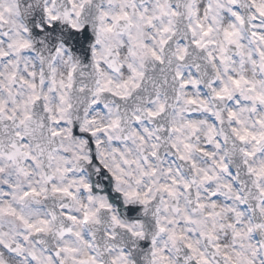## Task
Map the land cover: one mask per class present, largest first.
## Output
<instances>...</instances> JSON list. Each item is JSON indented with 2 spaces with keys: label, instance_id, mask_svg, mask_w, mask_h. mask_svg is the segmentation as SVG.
Instances as JSON below:
<instances>
[{
  "label": "clouds",
  "instance_id": "9594fccd",
  "mask_svg": "<svg viewBox=\"0 0 264 264\" xmlns=\"http://www.w3.org/2000/svg\"><path fill=\"white\" fill-rule=\"evenodd\" d=\"M17 2L20 3L22 15L5 11V20L0 21V40H3L0 47L10 53L9 56L0 58V99L8 101V109L11 110L13 101L19 104L28 97L32 90L20 81L22 76L24 81L36 84V91L41 96H49L53 106L60 92H68L73 97L75 118V109L82 107L77 98L83 95L77 89L85 82L90 87L94 86L96 70L91 54L85 49L91 48L95 39L83 47L76 46L74 39L67 46H62L58 40L56 46L63 50L57 53L52 51L49 42H43V36H33L32 49L22 52L9 49L8 42L18 38V32L30 35L22 33L20 25L31 29L34 26L30 23L33 18L37 28L40 23V17L34 16L31 9L41 5L42 0ZM100 2L101 0H93V6ZM103 2L104 7L110 8L112 12L121 11V0H114L111 5L108 0ZM63 3L64 0H58L57 8ZM133 3L140 11L147 7L148 14L155 16L152 26L139 18ZM158 3L167 5L169 12L175 11L176 15H162L156 8ZM9 4H13V0H0V11ZM260 4H264V0H255V4L253 0H236V7L232 0H144L143 4L141 0H128L127 11L133 16V34L139 32L144 43L160 51V29L164 25H170L173 32L164 35H171V39L161 53L166 59L164 67L174 71L179 65L186 73V79L195 76L199 84L181 88L179 81L173 80L170 72L168 83L160 93V99L166 104V110L160 117L155 120L145 118L142 123L134 126L122 123V128L112 133L111 140L106 136L102 138L103 155L95 148L90 152L85 145L81 153L95 156L94 160H78L70 154L59 152L61 156H68V164L59 165L70 169L66 173L56 172V163L53 162L49 167L43 158H39L40 166L31 161L24 162L28 175L19 173L17 166L12 163L0 161V168H3V172H0V208L11 205L17 213L0 215V245L4 246L0 247V261L4 264H30L29 253L35 249L41 256L39 264H47L49 251L68 246L76 251L62 254L58 258L60 264H74L73 257L79 260L88 259L90 256H95L97 264H113V261L116 264H153L154 260L155 264H183V242H173L169 238L173 231L177 234L183 233L200 250L208 253L211 264H245L247 259H251L252 249L257 248L260 241H264V229H256L252 236L247 233L250 225L264 223V214L260 211L264 207V195L257 188V184L264 186V172H261L264 168V142L257 143L251 137L247 141H241L233 129H239L241 134L245 128L257 134L264 132V127L258 123L264 119V105L256 106L255 112L251 111L252 103L244 99L239 89L232 87L230 77L244 75L251 81L264 82V71L260 68L261 58L258 55L261 45L250 35L253 31L264 33V17L256 11V6ZM237 7L245 18L244 25H240L232 16ZM234 24L240 30L236 39L242 49L230 44L225 37V30H232ZM209 27L212 31L204 36V30ZM64 32L67 33L68 29L65 28ZM4 33H8L7 39L4 38ZM89 33L94 35L91 27ZM198 39L207 41L206 47H198L193 43ZM73 47H76L75 52L72 51ZM178 47L187 48L188 54L184 61L176 59ZM128 48L126 32L119 35L103 34L101 43L96 45L101 64L99 71L110 75L114 82H120L128 79L129 64L139 67L143 60L142 70L147 75H152L154 61L147 49L138 48L137 55L132 56ZM108 49H113L117 55L110 57ZM241 50L243 56L239 54ZM113 58L120 68L119 71L110 67V60ZM168 60H171V64L167 63ZM74 63L77 64L75 71ZM12 72L17 76L15 82L8 79ZM30 73H35V76ZM42 73L45 77L43 86L40 83ZM70 73L74 76L73 87L61 88L59 82L64 81L67 86ZM53 78L57 83L54 90L49 92ZM144 83L150 82L145 80ZM225 84L232 90L233 95L231 98L218 99L213 93V87L219 89ZM106 97L113 101L111 116H120L123 122L132 115L130 110L125 112L123 105L116 111V98L108 94ZM189 98H194L198 103L189 104ZM200 101L206 102L207 106L200 107ZM30 110L36 114L35 108ZM230 110H235L237 116L229 117ZM93 114L98 121L104 123L110 118L109 114L99 111ZM20 115L21 109H18L17 119ZM192 124L195 125L194 128L190 126ZM145 128L148 132L144 131ZM116 136H121V139L117 140ZM124 136L128 138L125 140ZM140 136L144 137L143 141L139 139ZM61 140L68 143L60 137L50 147L57 149ZM116 147L124 153L123 158L119 153L113 154L112 150ZM245 151L253 152L254 155L247 157L244 155ZM152 152H156V155L152 156ZM145 156L148 157L147 161ZM182 156L185 158L182 159ZM124 159L130 163H124ZM222 165H227L229 170L225 171ZM249 167L255 168L261 174L249 173ZM152 169H155V173ZM45 172L52 176L51 180L44 179ZM113 172L120 176L119 181L114 179ZM205 174L212 179L203 180ZM81 176L92 185L93 191L79 187ZM53 184L69 187L74 192L75 199L68 198L63 193H53ZM162 185L174 189L175 195H169ZM226 185L231 186L230 190ZM30 187L46 191L38 197L20 199L22 193ZM89 196L94 199L90 201ZM145 197L148 203H141ZM101 199L111 203L112 207L98 212L99 224H72L63 215L67 211L82 217L85 211L96 210ZM200 204L204 207H199ZM237 211L242 214L239 222L235 215ZM113 214L124 224L131 225L134 230H143L145 237L132 236L127 230L113 225ZM20 215L29 222H36L41 218L49 219L50 231L42 236H32L19 219ZM186 216L191 217V222L185 219ZM157 220L168 231L159 233ZM230 224H238V230L244 235L235 237L233 232L236 229L228 227ZM68 228L72 231L68 232ZM60 231L64 232L62 237L55 235ZM76 232H80L83 239L77 238ZM108 233H114L115 239H109ZM208 234L215 239L210 241ZM25 235L30 238L24 240ZM153 236L157 240L156 246L161 249L155 257L151 243ZM41 239L46 243L38 246ZM212 243L220 247L219 255L214 257L211 254ZM13 244L21 246L22 251L17 252L18 259L10 258L5 252V248ZM177 249H180L179 253ZM122 251L125 253L123 256ZM238 252L240 256H237ZM225 254L228 260L224 259ZM261 254L264 255V249ZM162 256L164 259H161ZM256 264H261L260 259H256Z\"/></svg>",
  "mask_w": 264,
  "mask_h": 264
},
{
  "label": "snow or ice",
  "instance_id": "6c2138e0",
  "mask_svg": "<svg viewBox=\"0 0 264 264\" xmlns=\"http://www.w3.org/2000/svg\"><path fill=\"white\" fill-rule=\"evenodd\" d=\"M24 3H27V0H23ZM58 0H42L41 5H36L32 7L34 16L40 17L39 28L35 26L34 18L30 23L34 26L29 29L24 25H20L22 33H30V35H24L18 32V38H14L8 42L9 49H15L16 52H22L33 48V36H43V42H49L52 45V51L61 52L62 47H57V41H60L62 46L69 45V41L74 39V43L78 47H83L85 44L93 41L95 39V44L88 49H85L86 52L91 54L93 60V66L96 70V78L94 79V86L90 87L87 82L81 84L77 89L79 93L83 95L77 98V102L82 105L81 108L75 109V118L74 115V104L73 97L66 91H62L56 97V104L53 106L49 96H41L40 92L36 91V84L34 82L29 83L24 81V78L21 76L19 79L21 82L26 83L27 87L32 91L28 97L17 104L13 101V107L11 110L8 109V101L0 99V161H8L13 165L17 166V171L24 175H28V171L24 167V162H34L37 166H40V159H45L49 167L52 166V163H56L55 171L59 173H66L70 171L67 167H60L59 165L63 163L67 165L69 160L68 156H61L58 153L64 152L70 154L78 160H89L95 159V156L83 155L81 149L87 145L89 151L91 152L93 148L98 150L100 155H103L102 138L107 137L111 140L112 133L117 129L122 128V123H126L128 126H134L142 123L145 118L149 120H155L160 117L166 110V104L160 99V93L164 91V86L168 83V75L171 72L173 80L179 81V87L186 88L189 85H198L199 81L192 76L189 79H186V73L181 70V67L178 65L174 71H171L169 68L164 67L166 63L165 57L161 54L163 49L169 45L171 34L173 32L170 25H164L160 32L162 33L161 39L159 40L160 51H157L156 47H149L141 39L139 32L133 34V16L127 11L128 0H121V11L112 12L110 8L104 7V2L101 0L100 3H96L93 6V0H64L63 5L58 9L57 8ZM114 0H108V4L111 5ZM144 3V0H141V4ZM233 6L236 7V0H232ZM255 4V0H253ZM14 5V6H13ZM133 7L136 8V12L139 15V18L143 20L148 26L153 25L155 19L154 15H149V9L144 7L140 11L135 3ZM156 8L159 9L162 15H172L175 16L176 12H169L168 6L163 3H158ZM15 13L17 16H21L22 12L20 9V3L17 0H13V4L5 5L4 10L0 11V21H4V12ZM257 13L264 17V4L256 6ZM233 18L240 24H246L245 18L240 14L239 8H236V11L232 13ZM254 19V18H253ZM6 22V21H5ZM89 27L92 28L93 34L89 33ZM138 28V25H135ZM203 28V25H200ZM67 28L68 32L65 33L64 29ZM212 31L211 27L204 30L203 35L207 36ZM239 27L234 24L232 30H225V37L230 44H235L238 49H242V45L239 43L236 37L239 36ZM126 32L128 35L129 48L128 52L132 56L137 55V49H147V53L150 54L153 64V74L147 75L144 70L143 60H141L139 67L132 64L128 65V70L130 75L128 79L114 82L110 75L106 73H101L99 71L101 64L100 58L97 56L96 45L101 43V36L105 33H119ZM59 33V36H57ZM51 34V35H46ZM250 35L256 39L257 43L261 45L258 55L261 58L260 68L264 71V33L253 31ZM4 38L7 39L8 33L3 34ZM3 43V40H0V44ZM193 43L198 47H206L207 41L194 40ZM72 51H76V47L72 48ZM9 52L6 51L3 47H0V58H5L9 56ZM108 54L110 57H114L117 53L113 49H108ZM187 48L178 47L176 52V59L179 61H184L187 56ZM241 56L244 55L241 50L239 53ZM43 62V57L41 58ZM224 59L223 57L221 58ZM168 64H171V60L167 61ZM110 67L119 71L120 68L116 63V60L113 58L110 60ZM77 68V64H73V70ZM30 75L35 76V73H30ZM8 79L10 82H15L17 76L15 72L9 74ZM145 80L150 83H144ZM74 76L73 73L69 74V82L65 86L64 81H60L59 85L61 88H72L73 87ZM231 85L235 89H239L241 95L245 100L250 101L253 105L251 111H256V106L264 105V82L251 81L246 76L240 75L237 77H230ZM40 83L43 86L45 83L44 74H41ZM56 80L53 78L50 82L49 92H52L56 85ZM210 86L211 82H209ZM213 93L218 99H224L225 97L231 98L233 95L232 90L227 84L223 85L221 88L217 89L213 87ZM9 94L11 95V90L9 89ZM108 96L116 98L115 101V110L119 111L120 106L123 105L125 112L131 111L132 115L126 118V121L122 122L120 116H111L110 114L113 111V101L106 97ZM189 104H197L198 102L194 98H189L187 101ZM239 102V101H238ZM200 107H206V102L200 101ZM154 105V106H153ZM35 108L36 114L30 110ZM21 109L20 118L17 119V110ZM247 110V109H244ZM99 111L100 113L109 114L110 118L107 123L103 121H98L97 116L93 113ZM237 113L235 110L229 111V117H236ZM258 123L264 127V119L258 121ZM195 127L194 124L190 125ZM145 132H148V129H144ZM238 138L241 141H247L249 137L253 140H256L257 143L264 142V132L259 134L249 131L245 128L243 134H241L239 129H233ZM151 135V133H148ZM134 135V134H133ZM63 137L68 141L67 144L63 140L60 141L57 149H52L50 145L56 141V138ZM127 136H124L123 139H127ZM117 140L121 139V136H116ZM139 139L143 141L144 137L140 136ZM155 147V145H154ZM185 147H190L185 145ZM113 154L119 153L123 158L124 153L120 151L118 147L113 148ZM156 152H152V156H155ZM244 155L247 157H252L253 152H244ZM182 159L185 157H181ZM147 161L148 157H144ZM124 163H130L127 159H124ZM107 167V165H105ZM193 167L195 164L193 162ZM225 171H228L227 165H222ZM0 172H3V168H0ZM152 172L155 173V169H152ZM248 172L254 175H260L261 172H264V168L261 169V172H257L255 168L249 167ZM44 179L46 181L51 180L52 176L48 175L47 172L44 174ZM115 180L119 181L120 176H117L115 172L112 173ZM203 180L212 179V177L205 174L202 177ZM175 182V181H174ZM188 187L187 184L184 185ZM79 187L93 191L92 185L85 182L83 176L79 178ZM169 195H175L174 189L170 188L168 185L161 186ZM225 187L231 188L230 185ZM257 188L261 195H264V186L257 184ZM53 193H63L66 197L75 199L74 192L67 186L59 187L53 184L52 186ZM46 189L37 190L36 187H30L28 190H25L20 199L35 196L38 197L42 192H45ZM129 195V194H126ZM135 195V194H130ZM90 201L94 197L89 196ZM239 199V197H238ZM141 203H148L147 197L142 199ZM199 207L203 208L204 205L200 204ZM111 203H106L103 199L100 200L99 206L96 210H87L83 213V216H77L71 214L67 211L64 212V217L66 220L72 224L83 223L88 224L89 222L100 223L98 218V212L102 209H111ZM261 214H264V207L260 209ZM11 214L16 215V209L11 205L7 207L0 208V215L2 214ZM237 221L241 217V212H235ZM19 219L24 223L26 229L32 236L43 235L50 231V221L47 218H41L36 222H29L23 215L19 216ZM53 219H55V212H53ZM185 219L191 222V217H185ZM112 223L119 228L125 229L131 233L132 236L138 238H144L145 233L143 230H134L131 225L124 224L122 220L115 214L111 217ZM138 223V221H137ZM156 226L159 233H164L168 231L166 226L160 223L159 220L156 221ZM223 227V225H221ZM230 228H235L233 235L235 237H241L242 234L238 230L237 226L228 225ZM256 229H264V223H256L250 225L247 229L249 236L255 235ZM68 232H71V228L67 229ZM55 235L62 237L64 235L63 231L56 232ZM109 239H115L114 233H108ZM75 236L77 238L83 239V236L80 232H76ZM29 235L23 237L24 240H28ZM173 242L180 240L183 242V264H211L208 253L199 249L198 245L192 242L191 239L186 238L183 233L177 234L176 232H171L169 237ZM208 239L210 241L214 240L215 237L211 234H208ZM46 243L45 240L41 239L38 241V246H43ZM151 243L153 245L152 252L155 257L157 253L161 252V249L157 247V240L153 236ZM0 247H4L0 245ZM212 256L219 255L220 247L218 244L212 243ZM11 249V250H10ZM264 249V241H260L257 248L252 249V258L247 259L245 264H256V259H260L261 264H264V255L261 254V250ZM22 251L20 244L9 245L5 248L6 254L11 257H16L17 252ZM76 249L70 248L68 246H63L61 248H54L49 251L47 256V264H60L58 259L62 254L73 253ZM177 252H180V249H177ZM125 253L122 251L121 255ZM237 256H240V253H237ZM30 264H39L41 256L37 254V251L34 249L29 253ZM161 259H164L162 256ZM225 260H228L227 254L224 257ZM74 264H97L95 256H90L88 259H79L77 260L73 257ZM0 264H4L3 261H0ZM113 264H116L113 261ZM155 264V260L153 261Z\"/></svg>",
  "mask_w": 264,
  "mask_h": 264
}]
</instances>
